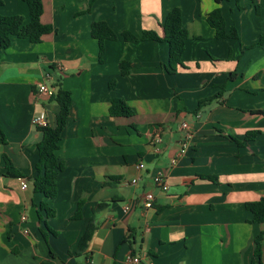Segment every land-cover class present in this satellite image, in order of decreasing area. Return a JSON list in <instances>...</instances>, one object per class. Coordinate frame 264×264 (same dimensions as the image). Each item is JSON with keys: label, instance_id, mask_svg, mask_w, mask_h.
<instances>
[{"label": "crops", "instance_id": "crops-1", "mask_svg": "<svg viewBox=\"0 0 264 264\" xmlns=\"http://www.w3.org/2000/svg\"><path fill=\"white\" fill-rule=\"evenodd\" d=\"M0 1L1 16L29 23L23 0ZM43 4L42 23L53 33L39 44L14 38L0 51V131L6 140L0 143V264H127L132 254L145 264H252L256 238L264 233V224L254 223L246 208L264 198V46L253 47L264 36V0ZM174 8L182 11L189 38L183 65L169 71L168 44L128 42L122 34L140 39L155 31L163 37L162 25ZM216 9L230 38L217 39L207 22ZM97 21L119 36L105 43L101 61L92 37ZM126 61L132 72L123 76ZM44 84L55 92L59 84L72 95L57 151L65 170L55 199L36 193L33 182L43 134L32 119L45 112L54 126L60 111L51 98L36 95ZM116 98L134 115L112 117ZM184 122L192 143L172 166ZM248 133L256 135L246 141ZM5 156L24 178L6 176ZM159 175L168 183L166 192L154 183ZM148 193L154 195L150 208L144 203ZM43 203L55 217L46 218ZM101 204L108 206L98 210ZM92 218L97 229L77 255Z\"/></svg>", "mask_w": 264, "mask_h": 264}, {"label": "trees", "instance_id": "trees-1", "mask_svg": "<svg viewBox=\"0 0 264 264\" xmlns=\"http://www.w3.org/2000/svg\"><path fill=\"white\" fill-rule=\"evenodd\" d=\"M23 1L27 4L30 12V21L28 24L24 23V19L21 16L8 17L0 15V51L9 49L14 38L28 40L31 43L39 44L43 41L45 36L52 34L54 31L51 25H44L42 23V16L44 13L43 0ZM0 5H2L1 1ZM207 22L210 27L214 29L217 39L221 40L230 38L226 34V22L220 9H216L211 12L207 17ZM162 27L164 32L163 37L155 31H145L140 39L129 32H124L122 37L128 42H137L142 40L164 42L168 44L169 71H173L177 69L178 66L183 65L182 58L185 52L186 41L189 38V33L183 25L181 9L174 8L168 14ZM92 37L99 44L100 61L105 51V43L107 41H116L119 39V36L111 29V27L107 23L101 21L93 23ZM231 38H238V35L236 34L231 36ZM262 46H264V36L253 47ZM120 68L122 75L128 76L132 72V63L128 61L123 62L121 63ZM114 84L115 82H112L111 86L113 87ZM58 85L55 86L57 90L51 97L50 101L56 103L60 107V111L57 114L54 126L49 124L47 127L40 129L43 134V141L38 146V161L35 166L36 176L33 179L35 192L42 194L47 199H55L57 197V178L59 174L65 170V164L58 158L57 151L60 148V140L64 129L66 128L72 106L71 92L64 90ZM211 100L212 99L200 102V107ZM109 112L112 117H131L134 115L132 108L129 107L128 104L121 98L112 100ZM255 135L256 133H248L246 141L252 140ZM233 140L238 144H241L236 139ZM5 142V137L0 131V143L4 144ZM5 164L7 177L17 179L24 178V175L16 169L7 156H5ZM83 204V201L78 203V209L75 217H80ZM107 206V204H101L98 206V210L104 209ZM246 208L253 214L254 223L260 225L264 224V198L256 202L247 203ZM41 210L46 213V218H53L56 215V212L49 208L45 203L41 205ZM40 220L44 221L41 215ZM96 229L97 225L95 223V219L92 218L79 243L77 255H81L86 251ZM263 238V232L256 238V249L252 264H261Z\"/></svg>", "mask_w": 264, "mask_h": 264}, {"label": "built area", "instance_id": "built-area-1", "mask_svg": "<svg viewBox=\"0 0 264 264\" xmlns=\"http://www.w3.org/2000/svg\"><path fill=\"white\" fill-rule=\"evenodd\" d=\"M55 94V89L51 86H48L46 84L40 86L37 90V96L42 97V96H46L51 98L53 95ZM32 124L35 127H38L40 129L45 128L49 125V121L47 118V115L45 112L40 113L39 115H36L33 117L32 119ZM182 130L184 131V137L182 140V145H181V149L178 152V154L176 155V157H174L171 160V165L172 166H176L178 160L185 155V153L187 152V150H189L191 143H192V139H193V132L191 131V129L189 128L188 123L184 122L182 123ZM153 143L156 146V149L158 148V146H160L162 144V130H158L157 133L155 134L154 138H153ZM158 151V150H157ZM139 168L143 169L144 168V164L140 163L139 164ZM154 183L156 184V186L160 187L163 191H168L169 190V186L168 183L165 179L164 176L159 175L154 179ZM132 184H137V179L132 180ZM22 187L23 188H27L28 184L27 182H23L22 183ZM154 202V195L152 193H148L145 196V206L150 208L152 207V203ZM124 210L127 212L130 210V207L127 205ZM21 220L23 222L27 221V216L23 215ZM127 264H145L144 263V259L142 256L140 255H130L127 258ZM153 264V263H151Z\"/></svg>", "mask_w": 264, "mask_h": 264}]
</instances>
